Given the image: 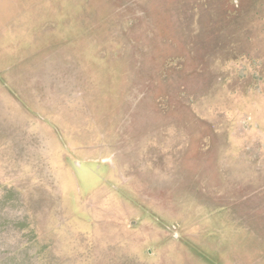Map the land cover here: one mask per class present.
I'll return each instance as SVG.
<instances>
[{
	"label": "rangeland",
	"instance_id": "rangeland-1",
	"mask_svg": "<svg viewBox=\"0 0 264 264\" xmlns=\"http://www.w3.org/2000/svg\"><path fill=\"white\" fill-rule=\"evenodd\" d=\"M0 264H264V0H0Z\"/></svg>",
	"mask_w": 264,
	"mask_h": 264
}]
</instances>
